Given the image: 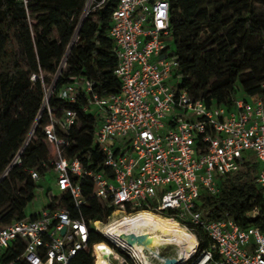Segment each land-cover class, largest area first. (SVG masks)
<instances>
[{"label":"built area","instance_id":"obj_1","mask_svg":"<svg viewBox=\"0 0 264 264\" xmlns=\"http://www.w3.org/2000/svg\"><path fill=\"white\" fill-rule=\"evenodd\" d=\"M105 1L87 0L83 17L89 13V2L99 7ZM170 1L117 0L108 37L114 43L118 94L100 97L92 92L90 81L80 87L65 85L57 93L71 104L77 101L79 88L87 96L83 111L98 118L93 138L103 156L99 171L85 170L73 156L74 150L71 157L65 154L69 143L55 135L53 126L66 132L76 114L65 109L56 118L48 103L51 89L45 95L43 108L50 124L44 134L52 146L49 165L55 190L69 193L78 212L89 199L112 207L106 223H86L65 208L46 205L31 215L25 213L22 220L0 226V257L16 241L14 248L21 245L22 250L15 261L22 259L25 264H71L82 251L91 252L93 264L97 259L106 264H166L168 260L175 264H264V231L255 226L240 228L227 214L208 221L199 210L201 193L217 195L219 179L236 174L246 162L259 165L255 183L264 200V95L236 98L227 109L207 105L182 89L178 63L170 56ZM26 144L2 176L20 165ZM28 173L39 181L36 171ZM83 181L90 183V192L83 189ZM141 212L173 218L195 238V245L165 256L161 248L157 252L144 245L137 248L95 226L104 228ZM261 213L254 207L248 217ZM196 229L209 242L201 251ZM92 232L104 241L90 245Z\"/></svg>","mask_w":264,"mask_h":264},{"label":"trees","instance_id":"obj_2","mask_svg":"<svg viewBox=\"0 0 264 264\" xmlns=\"http://www.w3.org/2000/svg\"><path fill=\"white\" fill-rule=\"evenodd\" d=\"M87 0H0V226L22 220L27 206L40 188L39 181L50 173L49 149L44 128L50 118L43 108L45 80L54 75L48 99L56 118L63 110L76 114L75 123L63 132L53 126L55 135L68 142L85 170L99 171L103 156L94 144L98 118L83 111L87 96L80 91L73 104L57 97L65 85L80 87L93 83L100 97L118 94L120 83L114 43L108 37L110 18L117 0H106L83 17ZM170 56L178 63L180 87L192 98L207 105L230 108L241 89L240 98L264 95V0H171L169 3ZM64 60V67L60 63ZM250 83V84H248ZM248 84V85H246ZM32 132V137L27 140ZM19 166L2 176L16 152L24 145ZM45 164V165H44ZM259 165L246 162L232 176L220 178L215 196L201 193L199 210L208 220L228 215L240 228L259 227L264 231V200L255 176ZM28 170L38 173L39 181ZM83 189L91 191L89 182ZM48 208L60 207L73 218L106 223L113 208L89 199L79 212L69 193H46ZM257 207L261 215L248 217ZM35 215H32L34 218ZM166 217V216H165ZM198 251L208 246L201 229L195 230ZM104 241L92 232L89 244ZM9 247L0 264L15 261L22 247ZM19 246V245H18ZM13 264H25L22 259ZM71 264H93L90 251H82Z\"/></svg>","mask_w":264,"mask_h":264},{"label":"bare ground","instance_id":"obj_3","mask_svg":"<svg viewBox=\"0 0 264 264\" xmlns=\"http://www.w3.org/2000/svg\"><path fill=\"white\" fill-rule=\"evenodd\" d=\"M163 214L141 212L134 218L115 221L102 228H96L105 235H116L119 239L131 242L135 247L145 248L151 252L159 248L175 246L179 251H189L195 245V238L173 218ZM96 264H106L97 259Z\"/></svg>","mask_w":264,"mask_h":264},{"label":"rangeland","instance_id":"obj_4","mask_svg":"<svg viewBox=\"0 0 264 264\" xmlns=\"http://www.w3.org/2000/svg\"><path fill=\"white\" fill-rule=\"evenodd\" d=\"M97 4L95 2H89L88 3V10L89 13L93 12L97 9ZM41 79L45 80L46 83L44 84V91L45 94L47 93L48 89L54 84L55 82V76L54 75H48V74H43L41 76ZM250 84V83H248ZM246 84V85H248ZM239 98L243 97V93L240 90H238V93L236 94ZM45 99V98H44ZM45 101V100H44ZM32 135H28L27 140L31 138ZM48 149H49V154L52 151V146L51 144L47 143ZM40 188L37 189L35 193V198L34 200L27 206L25 213L26 215H31L32 213L40 211L44 206L48 204V197L46 196V193L48 190L52 191L53 196H56L58 193L55 190L54 184H55V177L50 173L45 179H42L39 181ZM178 248L175 246H167L164 248L160 249V252L162 255H174L177 252Z\"/></svg>","mask_w":264,"mask_h":264},{"label":"water","instance_id":"obj_5","mask_svg":"<svg viewBox=\"0 0 264 264\" xmlns=\"http://www.w3.org/2000/svg\"><path fill=\"white\" fill-rule=\"evenodd\" d=\"M61 233H64V229L61 231ZM166 264H175V262L173 260H168L166 261Z\"/></svg>","mask_w":264,"mask_h":264}]
</instances>
